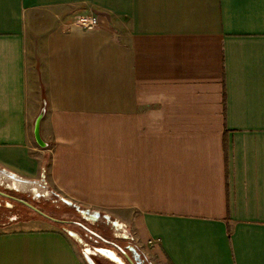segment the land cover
I'll use <instances>...</instances> for the list:
<instances>
[{
  "label": "crops",
  "instance_id": "1",
  "mask_svg": "<svg viewBox=\"0 0 264 264\" xmlns=\"http://www.w3.org/2000/svg\"><path fill=\"white\" fill-rule=\"evenodd\" d=\"M0 170L112 210L143 261L264 264V0H0ZM33 223L0 264H85Z\"/></svg>",
  "mask_w": 264,
  "mask_h": 264
},
{
  "label": "rangeland",
  "instance_id": "2",
  "mask_svg": "<svg viewBox=\"0 0 264 264\" xmlns=\"http://www.w3.org/2000/svg\"><path fill=\"white\" fill-rule=\"evenodd\" d=\"M36 146L42 150H49L50 153V146L47 144L46 147H40L37 144ZM26 181L29 182H26V184L17 185L14 184L9 178L1 180L0 183L2 185H0V191L6 194V192H10L8 188L18 189V192H15L17 194L14 193L9 196H13L14 198L29 203L34 208L43 212V214L55 221L40 216L21 203L6 199L7 203H4L5 206L0 207V229L14 226L15 224L12 223L18 222L19 220H33L35 221V223L32 224L33 226L57 228L67 235V237L80 250V253L82 250H86L95 264H116L109 261L105 256L97 254L94 251L95 248L110 250L121 262L120 264L129 263L126 261L124 256L114 248L113 245L120 247L127 255H129V257L131 256V252L134 254V250L135 252L144 254L142 247H140L132 237V232L129 225L126 226L113 224V222H115L116 216L113 214L112 210L88 209L90 212H98L100 214L98 219L89 217L88 215H79L75 210L67 207L58 200L59 198L62 199L61 196L52 194L54 191L48 186V184H45V182L43 183V181H41V175L37 176L35 180ZM2 186L6 187L7 189L3 188ZM4 199L5 198L0 197V200ZM80 208L84 211L87 209L81 206ZM104 216H108L109 220H105ZM69 222L72 224H69ZM82 226L85 228H82ZM88 230L105 240H109L110 243L100 241L99 238L88 232ZM144 261L146 262L144 264H153L151 259L148 257H146Z\"/></svg>",
  "mask_w": 264,
  "mask_h": 264
},
{
  "label": "water",
  "instance_id": "3",
  "mask_svg": "<svg viewBox=\"0 0 264 264\" xmlns=\"http://www.w3.org/2000/svg\"><path fill=\"white\" fill-rule=\"evenodd\" d=\"M43 114H44V110L42 109L40 114L38 115V117L36 118L35 122H34V127H33V137H34V140L36 142V144L40 147H46V144L43 142V140L41 139V136H40V122H41V119L43 117ZM8 176V178L14 183V184H26V182H29V181H26L22 178H19L13 174H9L7 172H5ZM41 181H43V183L45 182V172L42 171L41 172ZM3 187V186H2ZM3 188H6V187H3ZM7 189V188H6ZM5 189V190H6ZM9 191H13V192H18V189H9ZM52 194H54L52 192ZM0 197L2 198H5L7 200H10V201H14V202H18V203H21L23 204L24 206L30 208L31 210H33L34 212H36L37 214H39L40 216L44 217V218H48V219H51L50 217L46 216L45 214H43V212L39 211L38 209L34 208L32 205H30L29 203L25 202V201H22V200H18V199H15L5 193H2L0 192ZM61 203L65 204L67 207H70L71 209L75 210L77 214L79 215H88L89 217H94L95 219L99 218L100 214L98 212H90L88 209H86L85 211L82 210L80 208V206H76L75 204H73L72 202L68 201V200H65V199H58ZM105 220H109V217L108 216H104ZM53 220V219H51ZM55 221V220H53ZM114 225H116L117 223L116 222H113ZM82 228H85L84 226H82ZM88 232L92 233L91 231L88 230ZM95 237L97 238H100L97 234H94L92 233ZM101 239V238H100ZM103 240V239H102ZM114 248L121 254L124 256V258L126 259V261L130 264H140L138 263V257L139 255L137 254V252H135V250L133 251L134 254L131 252V256L132 257H129L120 247L118 246H114ZM94 251L99 254V255H103L105 256L109 261L113 262V263H116V264H120L121 262L114 256V254L110 251V250H107V249H102V248H95ZM81 254L86 262V264H95V262L93 261V259L89 256V253H87L86 250H82L81 251Z\"/></svg>",
  "mask_w": 264,
  "mask_h": 264
},
{
  "label": "built area",
  "instance_id": "4",
  "mask_svg": "<svg viewBox=\"0 0 264 264\" xmlns=\"http://www.w3.org/2000/svg\"><path fill=\"white\" fill-rule=\"evenodd\" d=\"M74 23L85 31H91L99 27V20L95 15H83L76 17Z\"/></svg>",
  "mask_w": 264,
  "mask_h": 264
},
{
  "label": "flooded vegetation",
  "instance_id": "5",
  "mask_svg": "<svg viewBox=\"0 0 264 264\" xmlns=\"http://www.w3.org/2000/svg\"><path fill=\"white\" fill-rule=\"evenodd\" d=\"M8 178V176H7V174L3 171V170H0V182H1V180H4V179H7ZM1 184V183H0ZM2 185V184H1ZM15 192H13V191H10V192H6V194L7 195H11V194H14ZM15 194H17V193H15ZM11 197H13V196H11ZM14 198V197H13ZM15 199H17V198H15ZM18 200H20V199H18ZM10 201V200H9ZM23 201V200H22ZM4 203H7V200L6 199H4V200H0V207H2V206H5L4 205ZM98 219V218H97ZM138 263H140V264H144V261L143 260H141V259H138Z\"/></svg>",
  "mask_w": 264,
  "mask_h": 264
}]
</instances>
